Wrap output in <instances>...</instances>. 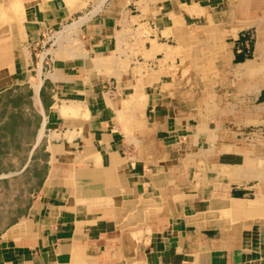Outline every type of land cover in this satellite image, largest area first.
Wrapping results in <instances>:
<instances>
[{
    "label": "crops",
    "instance_id": "1",
    "mask_svg": "<svg viewBox=\"0 0 264 264\" xmlns=\"http://www.w3.org/2000/svg\"><path fill=\"white\" fill-rule=\"evenodd\" d=\"M63 22L0 19V160L43 169L0 264H264V0Z\"/></svg>",
    "mask_w": 264,
    "mask_h": 264
},
{
    "label": "rangeland",
    "instance_id": "2",
    "mask_svg": "<svg viewBox=\"0 0 264 264\" xmlns=\"http://www.w3.org/2000/svg\"><path fill=\"white\" fill-rule=\"evenodd\" d=\"M108 2L109 0H0V19L11 20L23 15L31 7L48 9L49 12L65 17L62 26L51 30V34H54L80 17L99 12ZM52 37L47 46L54 45ZM4 161L7 158L0 160V233L23 213L29 203L30 193L38 186L43 173L38 164L31 165L25 171L16 170L10 173L11 166L3 164Z\"/></svg>",
    "mask_w": 264,
    "mask_h": 264
},
{
    "label": "bare ground",
    "instance_id": "3",
    "mask_svg": "<svg viewBox=\"0 0 264 264\" xmlns=\"http://www.w3.org/2000/svg\"><path fill=\"white\" fill-rule=\"evenodd\" d=\"M84 19H85V17H80L79 19L71 22L70 24L64 25L60 30L54 32L53 37H52L53 40L56 41V40L60 39L62 36H68L73 31L75 26L82 23L84 21ZM57 42H61V41H57ZM57 42H54V43H57Z\"/></svg>",
    "mask_w": 264,
    "mask_h": 264
}]
</instances>
